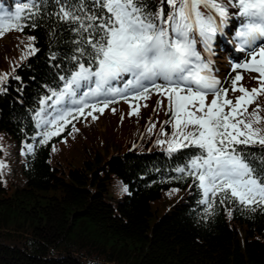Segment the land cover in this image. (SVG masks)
Wrapping results in <instances>:
<instances>
[{
  "label": "trees",
  "instance_id": "trees-1",
  "mask_svg": "<svg viewBox=\"0 0 264 264\" xmlns=\"http://www.w3.org/2000/svg\"><path fill=\"white\" fill-rule=\"evenodd\" d=\"M27 2L0 0V14L14 12L17 4ZM147 2L155 11L160 0ZM222 3L230 11L236 10L229 0ZM164 10L167 15L168 6ZM57 11L53 0H45L38 15L20 21L23 30L6 31L28 37L21 40L25 47L19 45V63L7 65L3 58L5 52L16 55L15 44L12 50L11 44L0 48V65L5 63L0 69L8 72L0 91V133L8 139V149L4 153L0 148V162L6 159L14 164V170L0 173V264H264V207L232 200L239 209L228 215L220 205L221 198L214 200L211 210L186 204L201 191L187 168L190 157L200 153L188 148L169 154L167 143H157L172 140L174 130L171 123L162 124V116L170 120L171 112L158 105L155 91L144 104L126 103L119 108V102H113L114 108L108 107L102 114L86 108L83 116L76 113L59 135L45 142L48 128L38 109L54 99H47L50 89L59 92L63 87L59 77L67 78L75 70L70 57L76 47L72 41L78 39L67 24L52 15ZM201 11L208 13L204 7ZM235 21L230 29L237 37ZM30 45L37 51L31 53ZM205 63L209 65L207 60ZM237 74L243 77L237 84L258 83L260 87L259 74L235 65L228 68L219 88L228 90L226 98L233 104L242 95L232 91ZM213 98L208 94L206 104ZM100 101L94 103L102 107ZM257 104L264 117V95L248 106V112ZM137 106L139 115H130ZM229 110L225 107V112ZM100 126L115 130L118 140H108L97 132ZM91 134L103 141L82 146L79 163L54 164L63 148L92 141ZM30 140L32 151L21 162L18 146ZM122 140L124 146L120 147ZM135 140L138 145L131 147ZM181 168L185 171H179ZM18 174L23 187L11 191L4 186V176L16 179Z\"/></svg>",
  "mask_w": 264,
  "mask_h": 264
},
{
  "label": "snow or ice",
  "instance_id": "snow-or-ice-1",
  "mask_svg": "<svg viewBox=\"0 0 264 264\" xmlns=\"http://www.w3.org/2000/svg\"><path fill=\"white\" fill-rule=\"evenodd\" d=\"M43 3L45 0H28L23 5L17 4L14 12L0 15V35L7 30H23L20 21L38 15ZM53 3L58 11L52 15L67 24L78 39L72 41L76 47L70 57L75 70L67 78L59 77L64 82L59 92L49 90L51 96L47 99L55 97V100L49 106L53 108L52 118L45 121L52 125L44 133L45 142L59 135L69 118H76V113L83 116L86 108L102 114L113 102L110 97L148 99L150 91L162 93L171 112L170 120L164 123H172L174 131L172 140L157 143H167L169 154L188 148L199 151V155L190 157L187 168L206 198L201 202L210 203L209 195L214 198L219 193L221 204L230 199L243 206L264 205V155L251 161L236 147L264 148V127H261L264 117L259 115V105L248 112V106L264 95V0H229L239 10L235 15L240 18V26L235 35L240 41V51L247 49L250 57V61L237 63L235 68L259 73L260 83L259 88L249 91L237 85L243 78L237 74L232 91L242 95L235 104L226 98L228 90L218 87L220 82L210 75V68L195 49L197 36L209 48L217 32L214 14L227 19L222 0H160L155 11L147 0H53ZM165 5L169 8L167 15ZM201 6L208 10L207 14L201 11ZM29 47L31 53L37 51ZM6 76L0 77V82ZM116 81H123V87H114ZM82 88L87 90L81 91ZM209 93L214 98L206 104ZM99 98H103L100 101L103 107L90 103ZM158 105L163 106V101H158ZM225 107L230 110L225 112ZM133 114L139 115V106L133 108L130 115ZM3 166L0 163V168Z\"/></svg>",
  "mask_w": 264,
  "mask_h": 264
},
{
  "label": "rangeland",
  "instance_id": "rangeland-1",
  "mask_svg": "<svg viewBox=\"0 0 264 264\" xmlns=\"http://www.w3.org/2000/svg\"><path fill=\"white\" fill-rule=\"evenodd\" d=\"M0 6H2V5H0ZM201 7L203 8V6H201ZM0 15H3V13L0 14ZM216 24H217V20H216ZM11 34H13V36ZM27 38L28 37L23 36L21 34H18V33L14 32V31L5 32L3 35H0V48L3 46V44H11L10 45L11 50H12V47H13L14 44L16 46V55H11V54H9L7 52H5L7 54H5V53L3 54L4 62L7 65H9V64L12 65L14 63H19L21 61L22 58H20V57H21L22 54H21V51L19 50L20 49L19 45L25 47V45L22 44L21 40L22 39H27ZM195 48H196V45H195ZM11 50H9V51H11ZM222 50H227V47L223 46ZM219 59H220V56H217L216 58L214 57L213 61H211V60L208 61L209 62L208 66H209L211 72H217L222 78L223 69L220 68ZM226 60L230 61V58L228 56H226ZM5 63L3 65H0V67H4ZM228 67H229V64L226 63V65H224L223 68L227 70ZM4 69L5 68H1L0 69V77H3L5 74H7V73H5L7 71H4ZM6 78H7V76H6ZM6 78H5V80H6ZM242 84L243 83L240 82L237 85L241 86ZM245 85H247L251 89L258 88V83H257V85L256 84L245 83ZM1 87H2V82H0V89H1ZM209 94H211V93H209ZM36 126H37V124H36ZM99 129L96 128V131L101 133V134H104L105 136H108V137H106L108 140H110L109 138H113V139H117L118 140V134H117V132L115 130L106 128L104 126H100ZM8 136L10 137V135H7V137ZM91 136H93V134H91ZM6 141H8V139L7 138L3 139L2 134L0 133V148L2 149V151L4 153L6 152V149H8V143H6ZM102 141L103 140H101V136L99 137V136L94 135L92 137V141L82 140L80 144L73 143V145L71 147L63 148V151H62L63 153L61 154V156H58L56 158L58 163H54V164L60 165V164H63L64 161L65 162L66 161L78 162L83 157L82 146H86V145H89V144H92L93 146L101 145ZM118 143H119L120 147L124 146L123 145V140L118 142ZM27 148L30 149V146L28 145ZM18 149H19V154H20L21 159L24 160L26 158V149H24L23 147H18ZM67 154H68V158L66 157ZM0 163H2L4 165L2 168H0V173L1 174H4L8 170L12 169L13 165H14L11 161H7V163H6V159H4ZM78 163H72L71 165H76ZM8 164H10V166H7ZM22 180H23V178H22V176L20 174H18L16 176V179L14 178V176H4L3 177V184H4L5 187H8L11 191H13L16 187H23Z\"/></svg>",
  "mask_w": 264,
  "mask_h": 264
},
{
  "label": "bare ground",
  "instance_id": "bare-ground-1",
  "mask_svg": "<svg viewBox=\"0 0 264 264\" xmlns=\"http://www.w3.org/2000/svg\"><path fill=\"white\" fill-rule=\"evenodd\" d=\"M50 55H51V54H50ZM57 58H58V57H56V59H57ZM54 60H55V59H54ZM54 64H55V63H54ZM54 64H53V65H54ZM5 73H8V72H5ZM11 74H12V73H11ZM8 78H9V76H8ZM2 83H3V82H2Z\"/></svg>",
  "mask_w": 264,
  "mask_h": 264
}]
</instances>
